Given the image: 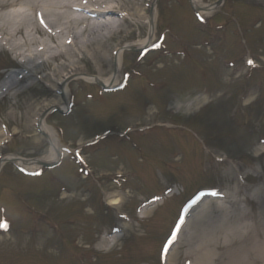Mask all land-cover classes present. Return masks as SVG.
<instances>
[{
  "label": "rangeland",
  "instance_id": "rangeland-1",
  "mask_svg": "<svg viewBox=\"0 0 264 264\" xmlns=\"http://www.w3.org/2000/svg\"><path fill=\"white\" fill-rule=\"evenodd\" d=\"M181 1L177 4L176 0H156L160 12L156 37L166 34L171 46H177L178 42L183 56L178 48L167 52V39L164 46L146 55L127 49L122 68L124 72L135 73L136 79L125 90L105 92L97 83L72 82L70 89L76 93L74 109L69 114L56 113L47 118L61 131L64 145L80 146L83 154L86 153V164L96 171L120 169L133 177H127L124 182L116 176L99 178L95 173L82 174L71 157L38 177H26L11 164L4 166L0 184L10 185L12 190L0 193V222L7 223V228L0 227V232L11 235L0 234V264H159V247L170 234L178 208L200 186L218 190L225 196L208 199L191 213L171 252L174 260L171 264L191 260L188 254L206 258L212 252L216 258L205 264H223L230 258L227 249L211 245L213 239L225 240L221 227L225 224L241 231L240 222L234 218L241 219L239 211H247L249 217L260 216L261 201H254L250 193L259 191L264 184V157L257 156L258 143L264 144L260 138L264 135V68L248 66L244 57L250 49L252 54L264 59V0L222 3L210 19L223 21L222 36L227 39L222 40L221 36L215 40L214 33L207 43L201 42L200 37L208 34V25H203L199 32L188 1L184 8ZM152 30L147 24L135 29L143 39ZM133 41L137 42L136 38L122 45ZM206 44H210L209 48ZM106 46L110 62L99 68L85 61L80 64L85 73L107 76L114 72L117 41H109ZM224 60L234 63L225 66ZM261 61L264 66V60ZM16 63L11 52L0 51V83L7 74L19 69ZM245 88L250 95L255 92L246 103L238 100ZM201 94H211L216 100L189 116L179 100ZM47 95L35 88L10 94L0 102V130H8L6 135L11 137L8 143L0 140V157L14 153L33 159L48 153L49 140L35 125L45 107L39 105L31 114L26 109L29 100L40 103L47 97L53 99ZM57 98L61 99L58 95ZM217 99H220L218 105L214 102ZM177 107L181 111L175 116L170 110ZM11 111L17 115L11 116ZM140 121L142 124L162 121L172 126L157 122L149 123L145 130L134 128ZM48 124L52 125L49 121ZM94 137L84 149L78 143ZM207 148L218 153L219 158L227 155L229 159L218 161L207 155ZM233 166L238 167L241 177L234 173ZM120 182L125 191L118 190ZM111 186L116 189L111 190ZM167 186H175L178 193L148 211L147 218L140 219L133 207L142 206L147 194L155 195ZM82 188H91L90 195H80ZM72 189H76L75 197H64V191ZM117 190L123 196L119 210L103 207V199L102 205L99 204L103 194ZM240 190L246 194L240 195ZM93 192L97 195L91 196ZM245 196L248 202L244 201ZM230 211L232 214L228 215ZM124 214L127 217H122ZM127 221L133 226L116 246L108 249L100 246L96 235L102 225L112 223L120 227L125 223L127 226ZM248 221L249 230H242L239 244L231 248L236 262L251 261L248 256L252 253V239L263 235L254 234V222L250 218ZM75 243L82 246H74ZM79 255L84 258L81 260Z\"/></svg>",
  "mask_w": 264,
  "mask_h": 264
},
{
  "label": "bare ground",
  "instance_id": "bare-ground-1",
  "mask_svg": "<svg viewBox=\"0 0 264 264\" xmlns=\"http://www.w3.org/2000/svg\"><path fill=\"white\" fill-rule=\"evenodd\" d=\"M146 1L0 0V51L11 52L17 60L16 64L19 65L18 70L7 74L4 81L0 83V99L10 94L29 92L35 88L55 97L51 100L44 99L40 103L27 101L26 109L31 114L39 105H44L46 109L68 108L70 105L68 83L73 79L82 80L83 78L88 82L97 80L103 86L119 85L124 77L122 67L126 49L128 47L143 49L152 45L156 39L158 15L154 7L155 0H148L147 3ZM192 1L199 9H203L201 13L204 16L211 15L217 9L202 0ZM144 23L151 24L153 30L143 39L135 29L138 26H144ZM133 38H136L137 42L122 45L124 41ZM112 40H116L119 46L115 55L114 72L107 76L83 73L80 64H84L85 61H90L99 68L110 62L106 44ZM57 95L61 99L57 98ZM206 99L207 96L185 101L181 103V108L183 106L186 110L199 108ZM10 115L15 117L17 114L11 111ZM38 126L47 134L51 147L48 153L34 159L18 158L17 164L25 170L38 171L42 162L56 161L60 154V137L55 128L49 126L44 119H38ZM6 134L7 130H0L1 141L7 140ZM13 157L15 156L12 154L2 157L0 166ZM233 167L238 171L237 166ZM117 196V194L110 196L109 204H121L122 198L115 199ZM251 197L261 201L260 216L252 214L249 217L247 211L237 210L241 214V219L238 216L234 218L240 222L241 231L237 227H228L224 224L220 231L225 233V240L213 239L211 242L213 247L223 246L227 249L230 258L223 264H264V189L259 187V191L254 192ZM208 199L205 198L202 205ZM217 207L222 208L218 203ZM148 211L146 208L142 217L148 216ZM231 214L230 211L228 215ZM249 218L254 222V234L261 232L263 235L252 239V253L248 256L251 261L236 262V255L231 248L239 244L238 236L244 233L242 230H249ZM113 237L115 241L116 236ZM101 247L110 248L107 238H102ZM188 256L192 258V264H205V261L208 263L216 258L213 252L206 258L189 254ZM173 261V257H170L168 264Z\"/></svg>",
  "mask_w": 264,
  "mask_h": 264
},
{
  "label": "snow or ice",
  "instance_id": "snow-or-ice-1",
  "mask_svg": "<svg viewBox=\"0 0 264 264\" xmlns=\"http://www.w3.org/2000/svg\"><path fill=\"white\" fill-rule=\"evenodd\" d=\"M249 65H254V62L252 60L248 61ZM0 227L7 228V223L6 222H0ZM175 238V233H173V239Z\"/></svg>",
  "mask_w": 264,
  "mask_h": 264
}]
</instances>
